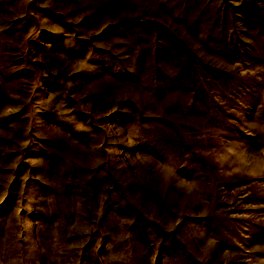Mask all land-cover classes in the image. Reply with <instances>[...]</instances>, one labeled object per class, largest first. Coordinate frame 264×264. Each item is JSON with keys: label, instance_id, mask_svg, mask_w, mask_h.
I'll return each mask as SVG.
<instances>
[{"label": "rangeland", "instance_id": "obj_1", "mask_svg": "<svg viewBox=\"0 0 264 264\" xmlns=\"http://www.w3.org/2000/svg\"><path fill=\"white\" fill-rule=\"evenodd\" d=\"M0 264H264V0H0Z\"/></svg>", "mask_w": 264, "mask_h": 264}]
</instances>
